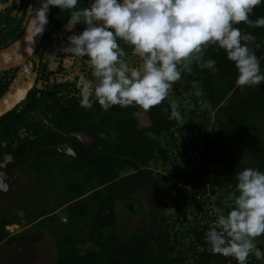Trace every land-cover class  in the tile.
<instances>
[{"label":"trees","instance_id":"trees-1","mask_svg":"<svg viewBox=\"0 0 264 264\" xmlns=\"http://www.w3.org/2000/svg\"><path fill=\"white\" fill-rule=\"evenodd\" d=\"M33 1L0 0V50L23 35ZM91 2L78 0L76 7ZM69 15V10L50 6L38 50L22 66L0 72V100L33 82L27 97L0 117V174L12 176L30 165L45 193L53 189L47 177L55 169L73 172L76 178L67 184L68 197L59 207L67 210L68 218L63 222L56 211L39 206L23 217L10 209L0 217V244L21 245L7 227L21 225L23 218L33 226L50 219L60 223L53 230L57 255L50 264H238L232 257L212 254L205 233L218 214L230 211L236 172L249 167L264 172V82L247 92L239 90L234 62L211 45L204 59L214 60L216 70L193 63L192 71L182 72L168 97L148 112L119 105L105 111L98 102L86 109L80 106L76 84L81 75L92 78L87 57L63 50L68 36L81 33L86 25L81 22L67 31ZM260 17L264 0L250 13L252 20ZM234 27L251 33L256 37L252 44L264 48V27ZM118 43L126 59H139L131 46ZM172 101L179 105V121L168 119ZM86 132L96 135L94 145L80 138ZM242 144L247 146L244 154H229ZM59 147L70 148L74 157L69 159ZM159 184L165 196L156 207L152 191ZM139 190L147 193L150 221L122 232L121 207L147 215L136 196ZM255 243L264 253V234ZM246 264H264V259L249 255Z\"/></svg>","mask_w":264,"mask_h":264},{"label":"clouds","instance_id":"clouds-1","mask_svg":"<svg viewBox=\"0 0 264 264\" xmlns=\"http://www.w3.org/2000/svg\"><path fill=\"white\" fill-rule=\"evenodd\" d=\"M77 4L78 0H42L39 8L30 6L26 30L32 41L42 35L50 6L69 10V30L81 22L86 25L81 33L68 36L63 49L87 57L92 78L81 75L76 84L81 107L90 109L98 102L105 111L119 105L148 112L168 97L182 72L192 71L193 63L216 70L214 60L204 59L211 45L223 49L234 62L235 83L241 89L264 82L261 58L249 47L256 37L234 27L241 23L264 27V17L250 19L261 0H92L83 9H77ZM118 39L132 47L137 61L126 59ZM170 108L168 119L179 121V105L172 101ZM235 178L232 207L226 215H217L205 240L212 254L246 264L249 255L264 259L255 243L264 234V172L249 167L236 172Z\"/></svg>","mask_w":264,"mask_h":264},{"label":"rangeland","instance_id":"rangeland-1","mask_svg":"<svg viewBox=\"0 0 264 264\" xmlns=\"http://www.w3.org/2000/svg\"><path fill=\"white\" fill-rule=\"evenodd\" d=\"M67 31H69V29H67ZM249 47L256 52L258 57L261 58V68L262 71H264V60H262L264 57V48H257L252 43ZM67 63L70 64L71 60ZM258 86L244 87L243 89L239 87V90L247 92L251 89L258 88ZM197 96L200 97L201 94H197ZM176 98L179 99V95H177ZM187 104L190 103H184V105ZM191 106L192 105H187V108ZM261 126L262 129H260V132H264V122ZM80 138L88 146H92L98 141L96 135L90 132L80 134ZM246 147V144L237 145L235 148L229 149V154L235 156L242 155L245 153ZM58 150L67 155L69 159L74 157L73 151L68 147H59ZM248 161L249 159H245L244 162ZM75 176L76 174L73 172L69 171V173H64L61 169H55L53 175L51 177L48 175L47 177V183H54L53 189L48 190L45 193L43 190L42 193V187L39 186L38 175L30 165H26L16 170L12 176L1 173L0 217L5 215L10 209L23 217L27 212L26 210L30 209L31 212H33L35 208L39 206L41 209H45V211H56L54 214L57 217L62 218V221L65 222L64 218L67 217V210L65 208L59 209V207L62 202L67 199V184L74 181L76 178ZM41 184L42 186L44 185L43 183ZM152 192L154 204L158 207L159 200L164 197L165 194L160 191V184L155 187ZM44 195L46 196L43 199L42 197ZM136 196L142 201L143 208L147 215L140 217L121 207L119 209V224L122 232L136 230L145 222L150 221V216L148 215L149 199L147 193L144 190H139ZM16 203L18 204V207L15 205ZM189 217L191 218V216ZM42 219L43 218H40L39 220ZM56 221L52 223L50 222V219H45L41 222L42 225L33 226V223L28 224L23 218L21 225L16 224L8 226L7 230L12 235H16L21 245L18 246L16 243H13L11 246L6 245L5 243L0 244V264H50L53 262L57 255L53 230L60 228V223ZM68 222L69 221L66 223Z\"/></svg>","mask_w":264,"mask_h":264},{"label":"water","instance_id":"water-1","mask_svg":"<svg viewBox=\"0 0 264 264\" xmlns=\"http://www.w3.org/2000/svg\"><path fill=\"white\" fill-rule=\"evenodd\" d=\"M42 0H34L33 8H39ZM50 12V10H49ZM49 12L47 16L49 17ZM45 31L42 35H38L34 40L27 39V30L23 35L9 47L0 50V72L12 70L25 64L38 50ZM33 82H25L20 85L13 93L9 92L3 99L0 100V117L12 111L18 104H20L28 95Z\"/></svg>","mask_w":264,"mask_h":264}]
</instances>
